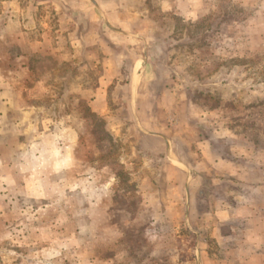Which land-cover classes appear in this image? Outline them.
Returning <instances> with one entry per match:
<instances>
[{"label": "rangeland", "instance_id": "1", "mask_svg": "<svg viewBox=\"0 0 264 264\" xmlns=\"http://www.w3.org/2000/svg\"><path fill=\"white\" fill-rule=\"evenodd\" d=\"M213 169H264V0H0V264H220Z\"/></svg>", "mask_w": 264, "mask_h": 264}, {"label": "crops", "instance_id": "2", "mask_svg": "<svg viewBox=\"0 0 264 264\" xmlns=\"http://www.w3.org/2000/svg\"><path fill=\"white\" fill-rule=\"evenodd\" d=\"M117 58L120 59V64L124 60L122 54H119ZM141 58L142 57H140L139 60ZM113 60H116L115 56H110L108 58V61ZM137 63L139 64L140 61L138 62V60H136L135 67L138 66ZM20 66L23 68L24 64L21 63ZM121 66L122 65H120V70ZM106 96L107 93L105 91V98ZM88 107L90 108L92 113L102 116V114L106 111L107 105L102 97L96 96L92 102L88 103ZM147 137H154L156 138V141L159 140L162 142V144L167 146L166 144L168 141L165 137L155 135H149ZM213 170L214 175H219L220 179H222V181L218 180L217 183L214 184L227 186L229 192L235 191L237 190V188L247 190L248 192H250L251 196L256 199V201L260 202V204L256 201L255 203L249 202L248 204H245L242 209L246 211V214H243V216H241L239 215V213H236L237 210H234V203L230 201L232 194L226 195V198H217L219 207L216 208L217 212H215L213 216L214 220L217 221L214 231L218 232V236L216 237L218 238L217 243L219 246H222L220 248L222 249L221 253L224 254L225 257L224 260L229 259V262L227 264H264V169ZM200 171L203 172L202 175L207 177V174L205 175L204 173L206 172V169H201ZM197 179L199 188L198 190L205 189L204 182H201V176H197ZM226 199L229 200L226 201ZM250 200L252 201V198ZM235 221L246 222V224L252 222V225L248 226V228L246 227L245 234H247V236H245L244 241L238 242V240H235L236 243L234 245L224 246V237L228 236L230 240L231 238H233L230 231H225L226 227L228 224L231 225L232 223H235ZM259 224L260 226H258ZM232 229L233 227L230 226L229 230ZM171 255L172 253H167L166 251L156 252V250H150L147 256H144V261H148L147 263L149 264L151 262H153L152 264H157V262H163L161 264H172L173 259ZM224 260L220 262V264H226V261Z\"/></svg>", "mask_w": 264, "mask_h": 264}]
</instances>
